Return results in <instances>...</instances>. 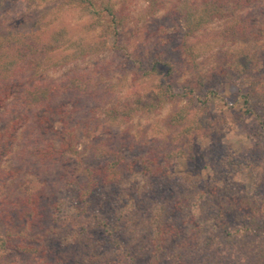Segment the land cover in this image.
<instances>
[{
	"label": "rangeland",
	"instance_id": "obj_1",
	"mask_svg": "<svg viewBox=\"0 0 264 264\" xmlns=\"http://www.w3.org/2000/svg\"><path fill=\"white\" fill-rule=\"evenodd\" d=\"M91 1L97 6L102 1L109 2L126 15L124 30L116 43L115 38L103 34L93 17L66 0H6L4 17L18 25L24 35L33 32L38 40L49 41L57 33L63 34L62 44L55 50L32 56L33 66L24 72L26 78L14 83L24 80L38 85L58 84L71 77L89 76L105 96L103 109L111 105L129 108L133 110L131 117L110 125L100 109L78 112L76 105L67 102L64 128L72 131L77 154L43 161L39 151L48 144L58 146L57 133L63 127L61 117L47 111L24 112L20 92L7 96L0 86V146L6 142L10 145L1 161L6 183L0 186V202L5 201L9 204L7 208L15 207L18 211L19 202L26 196L43 197L41 191L46 182L63 177L84 181L85 169L94 165L92 147L101 138L119 137L133 144V150L123 152L129 160L144 149L167 146L169 138L181 130L179 126H171L170 119L184 110L188 119L196 112L204 113L214 122V130L208 136L194 138L191 160L177 158L171 164L175 190L183 193L184 187L195 186L200 190L213 188L220 195L253 196L258 198L259 215L264 219V127L254 114L244 113L243 98L251 79L264 76V0L231 18L214 21L188 38L190 56L184 54L181 46L182 21L171 14L169 6L150 14L145 0ZM238 25L245 32L236 36L233 27ZM173 28L176 33L171 32ZM104 41L107 45L103 52L73 57L78 48L100 47ZM154 52L162 53L164 62H175L178 72L173 78H165L167 67L163 64L152 70ZM223 73L239 80L242 86ZM201 76L210 78L196 93L194 105L174 101L152 112L142 109L162 83L178 93ZM53 106L56 108L57 104ZM44 114L45 121H41ZM63 137L68 136L63 134ZM133 176L138 179V172ZM99 199L94 197L85 209L86 215L68 218L64 224L75 228L92 222L91 215L96 212L93 204ZM113 201L112 221L117 213H127L136 204L132 193L117 195ZM196 209L192 211L194 216L198 214ZM21 222L14 219L16 232L23 226ZM4 236L5 225L0 220V238ZM0 264L31 263L27 257L11 252L0 253Z\"/></svg>",
	"mask_w": 264,
	"mask_h": 264
},
{
	"label": "trees",
	"instance_id": "obj_2",
	"mask_svg": "<svg viewBox=\"0 0 264 264\" xmlns=\"http://www.w3.org/2000/svg\"><path fill=\"white\" fill-rule=\"evenodd\" d=\"M66 1L93 17L104 35L115 38L114 43L118 41L126 20L122 11L105 1L98 6L91 0ZM145 1L150 14L169 6L171 14L181 19L184 30L181 46L184 54L190 56L188 38L212 22L231 18L260 0ZM6 4V0H0V86L7 96L20 92L24 112L54 113L63 124L57 133L60 137L57 148L52 144L45 146L39 151L40 160L77 154L73 133L64 128L67 102L76 105L78 112L100 109L110 125L131 117L133 110L129 108L111 105L103 109L105 96L89 76L71 77L58 84L38 85L24 80V84L14 83L33 66L32 56L57 49L63 34L57 33L49 41L38 40L33 32L24 35L18 25L4 17ZM172 30L176 33V29ZM233 30L236 36L245 32L240 25ZM106 45L104 41L100 47H80L73 57L103 52ZM162 58V53L154 52L152 70L163 64L167 67L165 78H173L178 72L175 62H164ZM223 76L242 86L229 74ZM208 78L198 77L178 93L162 83L142 109L152 112L174 101L194 105L196 93L203 89ZM243 98L244 113L254 114L264 127V76L251 79ZM187 116L186 111L179 110L171 117V126H179L181 130L169 138L167 146L144 149L129 160L123 152L133 150V144L119 137L101 138L92 147L94 165L85 169L84 181L63 177L46 182L41 191L43 197L26 196L19 202L18 211L15 207L7 208L9 204L1 201L0 220L5 225V236L0 238V253L25 256L31 264H264V219L259 215L258 198L220 195L213 188L200 190L195 186L184 187L183 193L175 190L171 164L177 158L191 160L194 138L208 136L214 130V122L204 113L196 112L190 119ZM45 118L44 114L41 121ZM63 134L68 137L65 139ZM9 150L7 142L0 146V186L6 183L1 161ZM135 172L138 179H134ZM129 193L134 194L135 207L127 213H117L112 221L113 200L117 195ZM97 196L100 199L93 204L96 212L91 215L92 222L75 228L64 224L68 218L86 215L85 209ZM195 208L198 214L194 216ZM14 219L22 221L18 232Z\"/></svg>",
	"mask_w": 264,
	"mask_h": 264
}]
</instances>
